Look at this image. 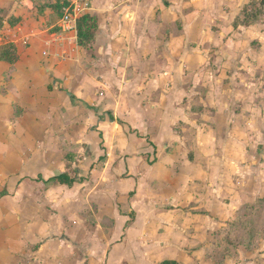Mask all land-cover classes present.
<instances>
[{
  "label": "crops",
  "instance_id": "0c3cea01",
  "mask_svg": "<svg viewBox=\"0 0 264 264\" xmlns=\"http://www.w3.org/2000/svg\"><path fill=\"white\" fill-rule=\"evenodd\" d=\"M48 1L0 0V48L17 56L0 60V264H201L216 122L183 101L216 91L211 64L248 76L239 43L264 21L235 26L249 0H91L88 49Z\"/></svg>",
  "mask_w": 264,
  "mask_h": 264
},
{
  "label": "rangeland",
  "instance_id": "374dc122",
  "mask_svg": "<svg viewBox=\"0 0 264 264\" xmlns=\"http://www.w3.org/2000/svg\"><path fill=\"white\" fill-rule=\"evenodd\" d=\"M106 2L94 0V5L102 7ZM113 6L122 5L114 0ZM251 32L242 35L246 43H239L240 52L252 60L246 65L248 76L234 74L230 63L211 64L216 91L210 94L207 86L199 85L197 94L183 101L198 126L213 127L216 122L215 134L206 141L216 154L212 181L216 191L211 190L209 196L201 181L196 211L202 219L212 215L213 220L207 229L203 221L200 225L205 250L201 264H264V23ZM205 78V84L210 82ZM203 100L209 102L210 109L204 111ZM175 127L192 150L194 129L182 123Z\"/></svg>",
  "mask_w": 264,
  "mask_h": 264
},
{
  "label": "trees",
  "instance_id": "16d2710c",
  "mask_svg": "<svg viewBox=\"0 0 264 264\" xmlns=\"http://www.w3.org/2000/svg\"><path fill=\"white\" fill-rule=\"evenodd\" d=\"M42 12L48 8L52 12V16L56 22L60 21L64 17L67 10L69 9V4L67 0H50L43 7ZM264 21V0H252L250 4L245 6L242 12V19L238 18L235 26L249 25L260 23ZM99 28L98 18L90 14H84L77 21V33L79 44L82 47L92 49L97 31ZM16 49L13 45H6L0 48V60L13 63L16 60ZM58 180L61 184L72 185L73 181L67 176H60ZM3 194H0V198Z\"/></svg>",
  "mask_w": 264,
  "mask_h": 264
},
{
  "label": "built area",
  "instance_id": "2783aa9c",
  "mask_svg": "<svg viewBox=\"0 0 264 264\" xmlns=\"http://www.w3.org/2000/svg\"><path fill=\"white\" fill-rule=\"evenodd\" d=\"M69 9L61 20V27L66 32L77 30V21L90 8L91 0H67Z\"/></svg>",
  "mask_w": 264,
  "mask_h": 264
}]
</instances>
